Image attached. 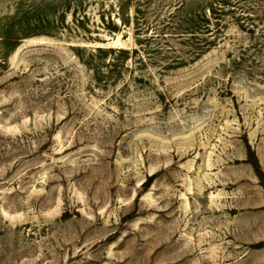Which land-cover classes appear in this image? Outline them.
Masks as SVG:
<instances>
[{
	"label": "rangeland",
	"instance_id": "rangeland-1",
	"mask_svg": "<svg viewBox=\"0 0 264 264\" xmlns=\"http://www.w3.org/2000/svg\"><path fill=\"white\" fill-rule=\"evenodd\" d=\"M0 264H264V0H0Z\"/></svg>",
	"mask_w": 264,
	"mask_h": 264
},
{
	"label": "bare ground",
	"instance_id": "bare-ground-1",
	"mask_svg": "<svg viewBox=\"0 0 264 264\" xmlns=\"http://www.w3.org/2000/svg\"><path fill=\"white\" fill-rule=\"evenodd\" d=\"M218 161H216V159H212L211 153L208 155V157L205 159L204 161V167L206 168H212L214 167V165L217 163ZM194 168V165L192 162H190L189 164V170L190 172L192 171V169ZM202 167H200L201 169ZM154 172V171H153ZM197 173H199V171H197ZM210 182V177L209 176H205L204 179H207ZM203 178L201 179H197V182H200ZM205 182V181H204ZM200 186V183H198ZM197 183H194V180L189 178L186 179V182H184L185 185V192L181 194V200H182V208H181V212L186 214V213H190L191 211V204L189 202V195H194L195 191L197 190H201L199 189L200 187L197 186ZM197 186V187H196ZM197 189V190H196ZM220 193V192H219ZM223 197V196H222ZM218 198L219 196L216 195H211L210 196V202L211 204L217 205L218 206ZM183 235V234H182ZM214 255V254H213Z\"/></svg>",
	"mask_w": 264,
	"mask_h": 264
}]
</instances>
